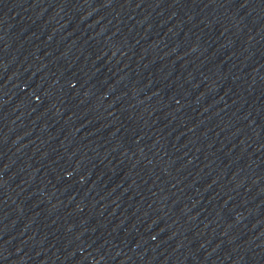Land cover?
I'll list each match as a JSON object with an SVG mask.
<instances>
[{"label": "water", "instance_id": "water-1", "mask_svg": "<svg viewBox=\"0 0 264 264\" xmlns=\"http://www.w3.org/2000/svg\"><path fill=\"white\" fill-rule=\"evenodd\" d=\"M0 264H264V0H0Z\"/></svg>", "mask_w": 264, "mask_h": 264}]
</instances>
